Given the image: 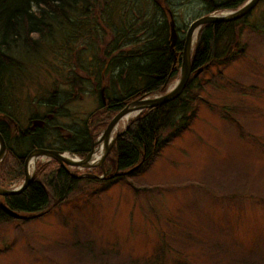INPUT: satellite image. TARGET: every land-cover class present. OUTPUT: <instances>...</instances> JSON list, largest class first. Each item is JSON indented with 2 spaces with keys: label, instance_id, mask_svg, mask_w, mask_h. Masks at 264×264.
<instances>
[{
  "label": "rangeland",
  "instance_id": "374dc122",
  "mask_svg": "<svg viewBox=\"0 0 264 264\" xmlns=\"http://www.w3.org/2000/svg\"><path fill=\"white\" fill-rule=\"evenodd\" d=\"M96 6L90 17L76 21L77 30L58 31L37 51L20 56L24 71L11 90L20 124L27 126L35 110L51 118L52 95L61 106L41 148L66 147L63 139L84 128L99 108L101 74L91 66L124 45L115 37L122 23L115 14H128L125 0H97ZM166 6L179 39L193 20L207 15L205 0H166ZM166 12L165 17L158 9L159 22L170 21ZM245 26L235 42L243 53L198 75L194 93L200 101L190 128L146 171L118 176L121 180L108 188L83 179L43 217L26 214L27 220L0 224V264H264V33L258 32H264V0L247 15ZM130 43L119 51H130ZM102 78L108 85L110 76ZM67 95L75 101L66 102ZM53 160L42 157L37 163ZM71 171L108 177L100 166ZM22 181L4 187L16 190Z\"/></svg>",
  "mask_w": 264,
  "mask_h": 264
},
{
  "label": "trees",
  "instance_id": "16d2710c",
  "mask_svg": "<svg viewBox=\"0 0 264 264\" xmlns=\"http://www.w3.org/2000/svg\"><path fill=\"white\" fill-rule=\"evenodd\" d=\"M140 1L125 0L124 9L128 14H115L119 21L122 20L115 28V37L124 39V45L120 48L126 47L127 42H131L133 48L119 51L116 45L106 55L98 57L91 66L94 72L101 74L98 81L99 108L85 121L83 129H76L73 135L63 139L68 146L51 149L71 151L82 158L86 157L93 141L121 109L133 100L165 93L171 81L181 74L185 39H178L172 49L170 21L166 18L159 22L156 14L158 9L165 14L166 0H148L143 8L138 6ZM247 1L226 0L218 3L216 0H205L206 13L236 10ZM96 4L97 0H0V133L8 146L7 154L0 162L1 188L25 179L27 157L44 146L52 128L50 123L54 122L52 117L57 119L60 115L58 107L61 106L52 95L54 100L50 107L54 106L56 112L52 110L49 113L51 118L35 110L25 127L16 119L11 106V90L17 88V79L24 71L20 56L37 51L58 31H75L76 21L90 17L97 11ZM152 4L157 9L154 13ZM246 18L207 24L200 29L192 57L194 71L183 94L165 105L144 110L129 121L105 161L108 177L80 179L74 176L79 173L69 172L54 160L47 164L37 163L33 180L23 192L0 196V224L18 220L7 214L3 205L21 215L43 217L64 203L84 180L108 188L121 180L122 177L113 176L117 172L129 171L136 166H139L138 169L131 175L146 171L171 141L190 128L200 101L194 93L198 75L210 65L229 63L238 56V52L243 53L244 49L238 50L235 42L246 27ZM79 24L83 26L82 22ZM252 29L258 31L255 27ZM258 32L264 33L262 30ZM81 68H84L83 64ZM105 75L110 76L108 85L104 84L102 78ZM75 80L74 77L71 81L73 86L76 85ZM70 96L67 95L69 100L66 102L75 101V97ZM35 108L38 109V106L35 105ZM53 127L60 131L63 129L59 125Z\"/></svg>",
  "mask_w": 264,
  "mask_h": 264
},
{
  "label": "water",
  "instance_id": "95a60500",
  "mask_svg": "<svg viewBox=\"0 0 264 264\" xmlns=\"http://www.w3.org/2000/svg\"><path fill=\"white\" fill-rule=\"evenodd\" d=\"M260 2V0H248L244 5H242L239 9L234 11H224L220 14H207L202 17H199L192 21L187 29L186 36H185V42L183 46L182 51V57H181V76L179 80L177 81L176 85L173 89H168L164 94H160L157 96H148L144 98H139L136 100H133L130 102L127 106H125L123 109H121L110 121L107 128L102 132L99 139L93 142L91 151L86 155L84 159H80L79 161H73L71 159H68L65 157L66 152L59 151V150H53V149H45V148H37L33 152L29 154V156L26 159L25 162V179L22 185L16 189H5L0 187V196H10V195H16L21 192H23L32 182L34 177V172L36 169V164L34 166L33 172L30 173L28 170L29 160L31 157L35 156L36 160L42 157H48L50 159L56 160L62 167H64L66 170L71 172L72 168H78L79 170H93L100 166L103 170V176L105 177L107 174V171L105 169V161L107 159V156L113 148V146L116 143V139L119 136V132L115 133V130L117 129V126L119 123L128 115L129 113L136 112V117L138 114H140L142 111L159 107L162 105H165L178 97H180L189 80L190 77L194 71L193 65H192V57L195 49V43L197 40L198 33L200 29L207 24H213V23H224V22H232L239 20L245 16H247ZM168 14L170 17V47L173 49L179 39V34L176 28V22L174 18L173 12L168 9ZM177 56L175 58V63L177 62ZM104 143V152L99 162L92 163V158L94 155V152L96 150V147L100 143ZM8 147L7 143L0 133V162L4 159L6 153H7ZM139 166H136L135 168L126 171V172H117L114 174V176H122L126 174H131L135 170L138 169ZM77 178H103L98 175H91V174H81V175H74ZM4 211H6L7 214H9L11 217L15 219H21V220H27L29 217L25 215H21L15 211H12L11 209L7 208L5 205L2 206Z\"/></svg>",
  "mask_w": 264,
  "mask_h": 264
},
{
  "label": "bare ground",
  "instance_id": "6f19581e",
  "mask_svg": "<svg viewBox=\"0 0 264 264\" xmlns=\"http://www.w3.org/2000/svg\"><path fill=\"white\" fill-rule=\"evenodd\" d=\"M135 115H136V112H132V113H129L128 115H126V117L117 126V129L115 130V133L117 131H119L120 127L123 126L126 123V121L130 120ZM104 146H105V144L102 142L96 147V150L94 152V155H93V158H92V161H91L92 163H97V162L100 161V159H101V157L103 155V152H104ZM65 157H67L68 159H71L73 161H79L78 157H75V156L71 155L70 153H66ZM36 162H37V160H36L35 156L30 158L29 165H28V170H29L30 173L33 172V169H34V166H35Z\"/></svg>",
  "mask_w": 264,
  "mask_h": 264
},
{
  "label": "flooded vegetation",
  "instance_id": "af4514ba",
  "mask_svg": "<svg viewBox=\"0 0 264 264\" xmlns=\"http://www.w3.org/2000/svg\"><path fill=\"white\" fill-rule=\"evenodd\" d=\"M169 8L166 7V10H168ZM168 12V11H167Z\"/></svg>",
  "mask_w": 264,
  "mask_h": 264
}]
</instances>
